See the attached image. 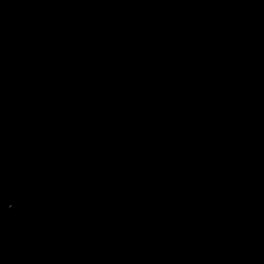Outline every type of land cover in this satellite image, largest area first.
Masks as SVG:
<instances>
[{"label": "water", "instance_id": "obj_1", "mask_svg": "<svg viewBox=\"0 0 264 264\" xmlns=\"http://www.w3.org/2000/svg\"><path fill=\"white\" fill-rule=\"evenodd\" d=\"M0 264H264V0H0Z\"/></svg>", "mask_w": 264, "mask_h": 264}]
</instances>
